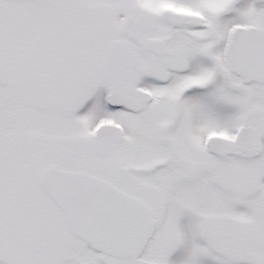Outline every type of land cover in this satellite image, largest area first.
<instances>
[{
	"label": "snow or ice",
	"instance_id": "obj_1",
	"mask_svg": "<svg viewBox=\"0 0 264 264\" xmlns=\"http://www.w3.org/2000/svg\"><path fill=\"white\" fill-rule=\"evenodd\" d=\"M0 264H264V0H0Z\"/></svg>",
	"mask_w": 264,
	"mask_h": 264
}]
</instances>
